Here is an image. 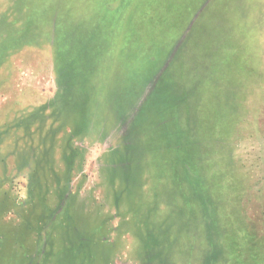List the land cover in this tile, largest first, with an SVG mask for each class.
Masks as SVG:
<instances>
[{
  "label": "rangeland",
  "instance_id": "obj_1",
  "mask_svg": "<svg viewBox=\"0 0 264 264\" xmlns=\"http://www.w3.org/2000/svg\"><path fill=\"white\" fill-rule=\"evenodd\" d=\"M226 175L264 189V0H0V264H242Z\"/></svg>",
  "mask_w": 264,
  "mask_h": 264
},
{
  "label": "trees",
  "instance_id": "obj_2",
  "mask_svg": "<svg viewBox=\"0 0 264 264\" xmlns=\"http://www.w3.org/2000/svg\"><path fill=\"white\" fill-rule=\"evenodd\" d=\"M176 150L178 153L185 151L182 146L176 148ZM191 151L195 153L194 156L196 157L198 151L195 148ZM212 151L213 149L211 148L209 153H212ZM209 153L207 155H210ZM194 171L196 172L197 170L194 168ZM218 172L219 170H217ZM243 174L246 175L245 171ZM250 176L252 175L247 171L246 180ZM218 180L219 183L214 182L215 186L217 184V189L220 186V179L218 178ZM225 180H223V183H227L226 188L219 189L220 194H218L222 207L215 211L218 217L217 223L224 228L223 235L219 241L220 247L222 250H226L230 241L232 246L234 244V246L242 250V264H264V206L261 202L262 200L264 203V189L259 188L253 194L250 192L249 184L243 185L236 176L226 175ZM119 182L122 183L120 180ZM243 187L244 190L242 189ZM255 202H259L261 206L256 208L253 205ZM188 203L193 207L191 201ZM81 248L83 249L84 247ZM57 251L58 254H61L64 248H60ZM75 251H79V248H75Z\"/></svg>",
  "mask_w": 264,
  "mask_h": 264
}]
</instances>
